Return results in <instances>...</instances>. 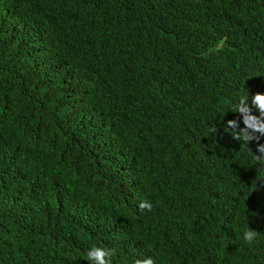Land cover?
I'll return each instance as SVG.
<instances>
[{"label": "trees", "instance_id": "obj_1", "mask_svg": "<svg viewBox=\"0 0 264 264\" xmlns=\"http://www.w3.org/2000/svg\"><path fill=\"white\" fill-rule=\"evenodd\" d=\"M257 92L264 0H0V264H264Z\"/></svg>", "mask_w": 264, "mask_h": 264}, {"label": "clouds", "instance_id": "obj_2", "mask_svg": "<svg viewBox=\"0 0 264 264\" xmlns=\"http://www.w3.org/2000/svg\"><path fill=\"white\" fill-rule=\"evenodd\" d=\"M258 110L259 115L252 114V108ZM232 112H239L242 114V120L244 127H240L239 123L235 119H229L226 122L225 127L229 129L228 132L231 137L236 141H241L248 145L250 141H259L264 136V93L257 92L251 98V105L249 104V97H240L238 103L230 108ZM211 132L216 133L218 129L213 126ZM248 151L252 154L255 160L264 165V143H257V153L254 154L249 148ZM140 211L152 210V204L146 200H142L138 204ZM244 240L248 244H251L257 237V231L250 229L245 231ZM88 264H112V257L115 255L114 249L93 246L87 251ZM135 264H154V260L151 257L144 259H137Z\"/></svg>", "mask_w": 264, "mask_h": 264}]
</instances>
